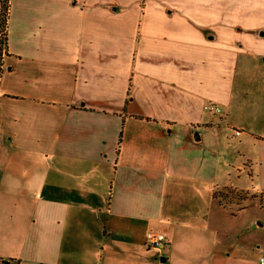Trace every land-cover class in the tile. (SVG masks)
<instances>
[{"label": "crops", "instance_id": "crops-1", "mask_svg": "<svg viewBox=\"0 0 264 264\" xmlns=\"http://www.w3.org/2000/svg\"><path fill=\"white\" fill-rule=\"evenodd\" d=\"M219 187L264 195V0H10L0 264H231Z\"/></svg>", "mask_w": 264, "mask_h": 264}, {"label": "rangeland", "instance_id": "rangeland-1", "mask_svg": "<svg viewBox=\"0 0 264 264\" xmlns=\"http://www.w3.org/2000/svg\"><path fill=\"white\" fill-rule=\"evenodd\" d=\"M251 193L230 187L215 190V199L221 205L220 221L230 231V239L237 235L234 241L238 249L232 253L231 264H257L264 256V195L254 198ZM241 207L244 209L238 210Z\"/></svg>", "mask_w": 264, "mask_h": 264}, {"label": "trees", "instance_id": "trees-1", "mask_svg": "<svg viewBox=\"0 0 264 264\" xmlns=\"http://www.w3.org/2000/svg\"><path fill=\"white\" fill-rule=\"evenodd\" d=\"M9 6L10 0H0V75L2 73L3 57L7 54ZM214 196L216 197V194H214ZM240 209H244V207H241Z\"/></svg>", "mask_w": 264, "mask_h": 264}, {"label": "built area", "instance_id": "built-area-1", "mask_svg": "<svg viewBox=\"0 0 264 264\" xmlns=\"http://www.w3.org/2000/svg\"><path fill=\"white\" fill-rule=\"evenodd\" d=\"M203 109L207 112H211L214 114L221 113V108L218 105L212 104V103H207L203 106ZM239 133L236 131V134ZM146 240L149 243V245L154 246V247H159L163 246L164 243L166 242V237L164 234L160 232H155V231H148L146 233ZM258 264H264V256H261L258 259Z\"/></svg>", "mask_w": 264, "mask_h": 264}]
</instances>
